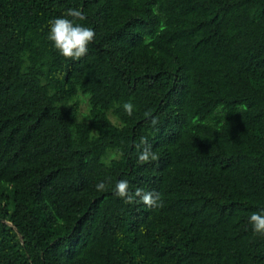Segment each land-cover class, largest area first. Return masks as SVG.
I'll return each instance as SVG.
<instances>
[{
  "label": "trees",
  "instance_id": "16d2710c",
  "mask_svg": "<svg viewBox=\"0 0 264 264\" xmlns=\"http://www.w3.org/2000/svg\"><path fill=\"white\" fill-rule=\"evenodd\" d=\"M69 9L79 60L48 39ZM257 212L264 0H0V264H264Z\"/></svg>",
  "mask_w": 264,
  "mask_h": 264
},
{
  "label": "clouds",
  "instance_id": "9594fccd",
  "mask_svg": "<svg viewBox=\"0 0 264 264\" xmlns=\"http://www.w3.org/2000/svg\"><path fill=\"white\" fill-rule=\"evenodd\" d=\"M71 17L72 19H68ZM85 17L79 9H69L64 17L51 20L48 39L52 42L55 49L66 59L79 60L88 53L89 45L95 39V31L90 27H85L76 23ZM124 111L131 116L134 106L131 102L123 105ZM151 116V113H145ZM152 125L158 123V118L151 120ZM138 148H142L138 160L140 163H147L158 160V156L152 151L151 145L147 143L146 138L142 137ZM97 191H108L109 185L105 182H99L96 185ZM113 193L122 199L126 204L136 202L143 203L149 208L163 207V202L158 194L153 192H145L143 189L136 188L134 192L130 191V185L127 180H119L112 189ZM249 222L253 226V231L258 234H264V213H253Z\"/></svg>",
  "mask_w": 264,
  "mask_h": 264
},
{
  "label": "rangeland",
  "instance_id": "374dc122",
  "mask_svg": "<svg viewBox=\"0 0 264 264\" xmlns=\"http://www.w3.org/2000/svg\"><path fill=\"white\" fill-rule=\"evenodd\" d=\"M87 110H88V108H87V104L84 103V104L82 105V114H83V113L85 114V112H87Z\"/></svg>",
  "mask_w": 264,
  "mask_h": 264
}]
</instances>
